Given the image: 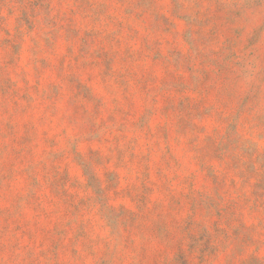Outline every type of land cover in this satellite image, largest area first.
<instances>
[{
    "label": "rangeland",
    "instance_id": "1",
    "mask_svg": "<svg viewBox=\"0 0 264 264\" xmlns=\"http://www.w3.org/2000/svg\"><path fill=\"white\" fill-rule=\"evenodd\" d=\"M0 264H264V0H0Z\"/></svg>",
    "mask_w": 264,
    "mask_h": 264
}]
</instances>
